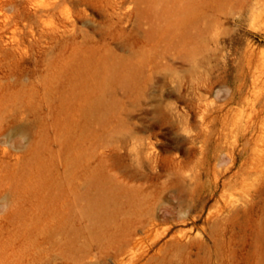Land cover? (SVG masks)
<instances>
[{
  "label": "rangeland",
  "instance_id": "obj_1",
  "mask_svg": "<svg viewBox=\"0 0 264 264\" xmlns=\"http://www.w3.org/2000/svg\"><path fill=\"white\" fill-rule=\"evenodd\" d=\"M0 264H264V0H0Z\"/></svg>",
  "mask_w": 264,
  "mask_h": 264
}]
</instances>
